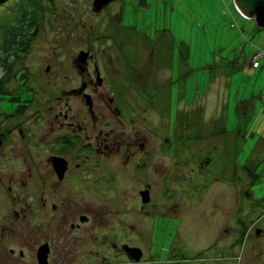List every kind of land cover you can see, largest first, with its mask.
<instances>
[{
    "label": "flooded vegetation",
    "instance_id": "1",
    "mask_svg": "<svg viewBox=\"0 0 264 264\" xmlns=\"http://www.w3.org/2000/svg\"><path fill=\"white\" fill-rule=\"evenodd\" d=\"M12 47L20 54L0 76V264H40V250L46 264H233L223 238L205 246L176 232L153 248L157 216L167 219L180 206L176 193H187L168 186L172 141L158 128L166 126L159 102L167 99V112L172 104L169 53L86 45L73 73L60 75L51 64L41 73L24 64L34 45ZM186 174L189 182L203 176L200 166ZM158 186L165 207L156 203ZM125 191H136L138 206H126ZM236 208L228 215L237 211L239 237L229 247L250 234L242 264H264V215L241 224Z\"/></svg>",
    "mask_w": 264,
    "mask_h": 264
},
{
    "label": "rangeland",
    "instance_id": "2",
    "mask_svg": "<svg viewBox=\"0 0 264 264\" xmlns=\"http://www.w3.org/2000/svg\"><path fill=\"white\" fill-rule=\"evenodd\" d=\"M92 6L93 0H8L0 5V76L5 69L11 74L5 57L20 54L12 45H26L28 38L34 49L24 64L36 73L51 64L60 75L73 73V59L86 45L160 46L169 53L165 62L174 82L170 110L163 100L158 107L166 123H158L159 131L170 137L174 154V179L168 186L171 192L187 193H176V199L182 196L180 206L170 210L165 222L157 216L153 248L160 237L176 232L199 238L205 246L223 238L221 249L231 250L233 264H242L255 238L249 234L245 242L229 247L239 227L237 211L229 216L228 210L241 208L238 217L248 224L264 215V58L259 68L251 64L264 49V28L243 17L233 0H117L101 12ZM132 31L139 37L128 36ZM197 166L203 176L189 182L186 172H196ZM159 186L156 203L165 207ZM247 191L251 198L244 195ZM121 196L126 206H138L136 191Z\"/></svg>",
    "mask_w": 264,
    "mask_h": 264
},
{
    "label": "water",
    "instance_id": "3",
    "mask_svg": "<svg viewBox=\"0 0 264 264\" xmlns=\"http://www.w3.org/2000/svg\"><path fill=\"white\" fill-rule=\"evenodd\" d=\"M113 0H93V9L97 12L102 11ZM234 6L237 11L245 18L254 19L258 26L264 28V0H233ZM88 53L82 52L80 58L85 60ZM148 201L149 199H144ZM132 252L139 257L141 251L137 248H132ZM139 251V252H138ZM47 253L39 252L40 264H46Z\"/></svg>",
    "mask_w": 264,
    "mask_h": 264
},
{
    "label": "trees",
    "instance_id": "4",
    "mask_svg": "<svg viewBox=\"0 0 264 264\" xmlns=\"http://www.w3.org/2000/svg\"><path fill=\"white\" fill-rule=\"evenodd\" d=\"M8 0H0V5H2V4H4V3H6ZM122 20V16L120 15V13H119V17H118V22H120ZM262 28V27H261ZM36 30H37V28H35L34 30H33V32H32V34H31V36H34L35 35V32H36ZM136 36V37H139V35H138V33L136 32V31H132V32H128V36ZM29 39V38H28ZM28 39H27V42H26V45L28 44ZM31 39V38H30ZM29 39V40H30ZM125 41H127V38H125ZM120 45H126V42H123L122 43V41H120ZM257 53H255L254 55H256ZM254 57V56H253ZM6 59H5V62H8L9 61V59L11 58V56L10 55H7L6 57H5ZM264 58V57H263ZM260 59H262V58H258L257 60H258V65L257 66H255L254 65V63H253V58H252V61H251V64L254 66V67H256V68H259L260 67ZM238 68H239V66H238ZM173 75V74H172ZM3 81V80H2ZM149 82H150V79H149ZM172 85H173V79H172ZM163 101H165L166 102V98L165 99H162ZM168 100H170V98L168 99ZM168 103H170V102H168ZM222 129H224L223 127H222ZM201 149V148H200ZM199 150V148H196V149H194V151L196 152V151H198ZM202 150H204V149H202ZM206 162H209V160H207ZM205 163L203 162V165H204ZM201 168H202V166H200ZM244 195H246V197H249V198H251V196H252V192L251 191H247L246 193H244ZM238 217V216H237ZM242 220V221H241ZM238 221L241 223V224H243V219L241 218V217H238Z\"/></svg>",
    "mask_w": 264,
    "mask_h": 264
},
{
    "label": "built area",
    "instance_id": "5",
    "mask_svg": "<svg viewBox=\"0 0 264 264\" xmlns=\"http://www.w3.org/2000/svg\"><path fill=\"white\" fill-rule=\"evenodd\" d=\"M263 57H264V49L259 51L256 55H254V57H253L254 65L257 66L258 65V60L257 59L258 58H263Z\"/></svg>",
    "mask_w": 264,
    "mask_h": 264
},
{
    "label": "crops",
    "instance_id": "6",
    "mask_svg": "<svg viewBox=\"0 0 264 264\" xmlns=\"http://www.w3.org/2000/svg\"><path fill=\"white\" fill-rule=\"evenodd\" d=\"M232 16H234V13L232 14ZM257 24V23H256ZM260 27V26H259ZM261 28V27H260ZM252 60V59H251ZM260 67H261V63H260Z\"/></svg>",
    "mask_w": 264,
    "mask_h": 264
}]
</instances>
